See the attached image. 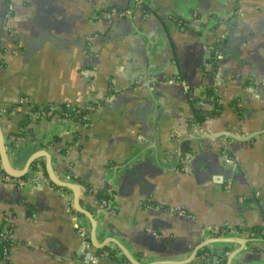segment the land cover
Wrapping results in <instances>:
<instances>
[{
  "label": "crops",
  "instance_id": "0c3cea01",
  "mask_svg": "<svg viewBox=\"0 0 264 264\" xmlns=\"http://www.w3.org/2000/svg\"><path fill=\"white\" fill-rule=\"evenodd\" d=\"M23 99L88 108V123L52 116L21 130L26 110H5ZM262 130L264 0H0V172L36 162L21 183L0 178V264H90L89 253L114 264L101 257L125 259L115 244L139 264L181 263L223 237L233 243L204 247L190 264L248 239L229 264H264V240L250 230L264 227V134L229 137ZM50 177L78 188L95 242L115 243L100 256L73 193ZM101 190L112 212L96 202Z\"/></svg>",
  "mask_w": 264,
  "mask_h": 264
},
{
  "label": "water",
  "instance_id": "95a60500",
  "mask_svg": "<svg viewBox=\"0 0 264 264\" xmlns=\"http://www.w3.org/2000/svg\"><path fill=\"white\" fill-rule=\"evenodd\" d=\"M142 10L146 9L145 6H142L141 7ZM21 36H17V37H14L12 39H9V41H16L18 38H20ZM55 42H58L57 40H54ZM36 45L32 44L33 46L31 47H34V46H39L41 45V42L40 41H37L35 42ZM187 96L190 97L191 99V105L192 107L195 109V97H194V93L192 91V89H189L187 91ZM264 134V130L262 131H258V132H254V133H251L249 135H246L240 139H237L234 135H229L230 138L234 139L235 141H238V142H248L250 141L251 139H253L255 136H258V135H262ZM3 148H4V141H3V137L1 135V131H0V154L2 153L3 151ZM46 158V170H49V158L47 155L43 154ZM35 157H32L31 159H29V161H27L23 171L19 174H13L9 171H6V173L12 177V178H16V179H19L23 176H25L27 170L30 168V165L31 163L34 161ZM50 182L53 183L54 185H57L58 187H61V188H64V189H67L69 191H71L73 193V196H74V200H73V207L74 209L83 214L84 216H86L90 223H91V227H92V231H91V235H90V242L92 243L93 247L97 250H103L104 249V246L106 243H114L113 241H108V242H105L104 244H97L95 242V226H96V222H95V219L93 218V216H91V214H89L87 211H84L82 210L81 208H79V196H80V193H79V190L78 188L74 185V184H71V183H64V182H61V181H57L55 180L53 177H50ZM103 211V210H102ZM251 239H248V240H244V242H238L240 244V248H239V251L235 252V253H229V255L226 257V261H225V264H229L230 262V259L235 255L237 254L238 252L242 251L243 249H245L246 245H248L250 243ZM230 243H233V237H228V238H212V239H208L207 241H202L199 245H197L192 257L190 260L188 261H181V263H173V262H158V263H150V264H190V262L195 259L196 255H197V252L199 250H202L204 247H207L209 245H212V244H230ZM115 244V243H114ZM118 249H120V251L122 252L123 256L125 257V260L127 261L128 264H139L137 263L130 255H128L122 247L118 246V244H115ZM84 248L82 247L81 250L77 253L78 254V260L80 261H84L82 259V256H85L84 253ZM80 254V255H79ZM97 255L95 254H88L86 255V258H87V262H89L90 264H95L96 261H94V258H96ZM105 257H101V258H107L109 259V256L108 255H104ZM212 258V262H207V260H203L201 257V261L200 263L201 264H211V263H214L216 264V262L218 261V256L216 255H211L210 256ZM114 264H116V262L114 261ZM219 264H221V262H219Z\"/></svg>",
  "mask_w": 264,
  "mask_h": 264
},
{
  "label": "trees",
  "instance_id": "16d2710c",
  "mask_svg": "<svg viewBox=\"0 0 264 264\" xmlns=\"http://www.w3.org/2000/svg\"><path fill=\"white\" fill-rule=\"evenodd\" d=\"M175 22L180 24V26H182L184 24V21L179 19V18H176ZM230 105L232 107H234L238 113H240V110L236 107L235 102H232ZM18 106H22L26 110V112L24 113V115H25L24 118H22L19 121V128H21V130H27V126L32 119H40L43 117L50 118L52 116H59L60 118L71 119V120H74L76 122H80L81 124L88 123V121H87L88 108L87 109L86 108L78 109V108L71 107L67 104H62V105H58V106L45 104V105L38 106V105H34V104L30 103L26 99H23L22 103H20L18 105H14L13 107H10L9 109L5 110V113L8 114L9 112H14ZM78 136L79 135L76 133L74 140H76V138H78ZM55 141H57L56 138L52 139L50 144L54 143ZM30 167L35 168L36 162L33 161L31 163ZM24 178L25 177H21L18 180H23ZM55 187L57 189L62 190V191H67L64 188H60L57 186H55ZM94 197H95L96 202L99 204L102 200L107 199L108 196L104 193V191L101 190V191H98L97 193H95ZM250 230L255 234L257 233V234L261 235L262 239L264 240V227H252ZM4 236H5V239L2 238L0 240V249H4L8 245V237L6 236V233H4ZM198 252H199L198 253L199 256L200 255L203 256V255L207 254V251L205 249L199 250ZM227 252H229L228 248H222L221 249V252H220L221 255L218 256V261H220L221 264H225V261H226L225 254ZM101 253H103L102 250L97 251V254H99V256L101 255ZM107 255L109 256V259L111 261H115L116 264H128L125 259H123V258L118 259L114 255V252L109 251L107 253Z\"/></svg>",
  "mask_w": 264,
  "mask_h": 264
},
{
  "label": "built area",
  "instance_id": "2783aa9c",
  "mask_svg": "<svg viewBox=\"0 0 264 264\" xmlns=\"http://www.w3.org/2000/svg\"><path fill=\"white\" fill-rule=\"evenodd\" d=\"M143 1L144 0H135V2H137L138 3V5L140 4V5H142V3H143ZM127 13H129V11H127ZM182 86H183V89L187 92L188 90H189V87L187 86V85H185V84H182ZM0 178L1 179H3V180H5V181H15V183H21V180H17V179H13V178H10V177H8V176H6V175H4V174H2V173H0ZM68 178V177H67ZM99 205H100V207L103 209V210H105V211H107V212H112L113 211V207H112V204H111V200L109 199V198H107V199H105V200H102L100 203H99ZM174 212H175V214H177L178 216H184V217H187V218H189V219H192V217H191V215H189V214H187L185 211H183V210H177V209H175L174 210ZM230 232V230H228V229H224V230H221V231H219V230H217V229H212V228H208V233H209V235H214V237H222V234H224L225 232ZM84 231H83V229H81V228H79V230H78V234H79V236H80V238H81V241H82V243H83V246H85V247H87V246H89V241L87 240V238H86V236H85V234L83 233ZM5 239V236H4V233L2 232V231H0V240L1 239ZM7 253H8V247H6L5 249H2L1 250V257H3V258H5L6 257V255H7ZM227 254L228 253H226L225 254V257L227 256Z\"/></svg>",
  "mask_w": 264,
  "mask_h": 264
}]
</instances>
